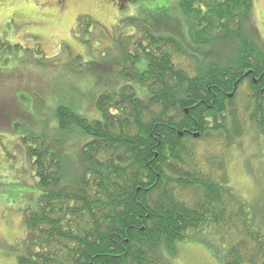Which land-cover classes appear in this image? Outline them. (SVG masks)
I'll list each match as a JSON object with an SVG mask.
<instances>
[{"label":"trees","instance_id":"16d2710c","mask_svg":"<svg viewBox=\"0 0 264 264\" xmlns=\"http://www.w3.org/2000/svg\"><path fill=\"white\" fill-rule=\"evenodd\" d=\"M251 4L180 0L175 7L181 19L173 23L183 22L193 53L215 48L221 62L192 57L178 34L142 25L118 63L124 85L96 102L100 120L64 106L53 111L58 134L77 129L88 138L76 169L60 140L30 137L15 123L20 117L4 116V128L27 146L40 192L35 210L22 213L17 264H169L163 254L175 255V244L215 231L227 243L220 264H264V203L242 200L223 163L204 162L195 146L213 140L231 148L247 131L264 135V49L238 27ZM185 57L190 71L179 65Z\"/></svg>","mask_w":264,"mask_h":264},{"label":"rangeland","instance_id":"374dc122","mask_svg":"<svg viewBox=\"0 0 264 264\" xmlns=\"http://www.w3.org/2000/svg\"><path fill=\"white\" fill-rule=\"evenodd\" d=\"M179 1L0 0V43L5 44L0 47V264H17L23 255L22 213L35 210L40 195L26 157L27 146L20 142V135L12 136L4 128V116L27 118L25 123H15L24 126L20 131L26 129L30 137L45 143L60 140L67 166L74 169L88 138L77 129L67 136L58 134L53 111L64 106L89 121L100 120L96 102L100 95L117 93L124 85L120 78L124 67L118 63L142 25L178 34L192 57L224 60L215 48L193 53L181 29L183 22L180 27L173 23L181 19L178 7L175 10ZM251 6L238 27L264 49V0H252ZM15 45L19 49H11ZM127 48L128 53L134 50ZM182 59L179 65L190 71L191 58ZM244 89H240L241 97L247 95ZM213 142L195 143L198 158L213 163L214 168L223 163L229 186L247 204L264 203V135L247 131L231 148ZM221 232H205L196 241L175 244V255L164 252L163 257L169 264H220L227 246L221 240L225 232Z\"/></svg>","mask_w":264,"mask_h":264},{"label":"flooded vegetation","instance_id":"af4514ba","mask_svg":"<svg viewBox=\"0 0 264 264\" xmlns=\"http://www.w3.org/2000/svg\"><path fill=\"white\" fill-rule=\"evenodd\" d=\"M110 1H116V2H120V1H122V3H125V2H133V1H135V0H110ZM123 6V5H122ZM78 24V23H77ZM191 136H192V134H191ZM198 138V137H197Z\"/></svg>","mask_w":264,"mask_h":264},{"label":"water","instance_id":"95a60500","mask_svg":"<svg viewBox=\"0 0 264 264\" xmlns=\"http://www.w3.org/2000/svg\"><path fill=\"white\" fill-rule=\"evenodd\" d=\"M246 75V74H245ZM228 97H231V95H229ZM186 112V111H185ZM179 136H182V133H179ZM193 138H197L198 137V133L192 134Z\"/></svg>","mask_w":264,"mask_h":264}]
</instances>
